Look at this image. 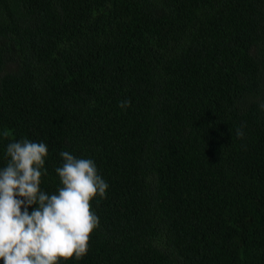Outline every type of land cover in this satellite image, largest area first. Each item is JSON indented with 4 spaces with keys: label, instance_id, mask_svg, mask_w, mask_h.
<instances>
[{
    "label": "trees",
    "instance_id": "trees-1",
    "mask_svg": "<svg viewBox=\"0 0 264 264\" xmlns=\"http://www.w3.org/2000/svg\"><path fill=\"white\" fill-rule=\"evenodd\" d=\"M0 264H264V0H0Z\"/></svg>",
    "mask_w": 264,
    "mask_h": 264
}]
</instances>
